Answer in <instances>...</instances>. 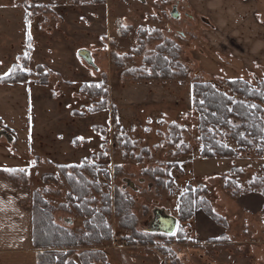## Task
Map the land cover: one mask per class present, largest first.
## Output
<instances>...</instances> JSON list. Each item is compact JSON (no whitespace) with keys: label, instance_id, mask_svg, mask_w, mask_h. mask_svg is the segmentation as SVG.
Instances as JSON below:
<instances>
[{"label":"rangeland","instance_id":"1","mask_svg":"<svg viewBox=\"0 0 264 264\" xmlns=\"http://www.w3.org/2000/svg\"><path fill=\"white\" fill-rule=\"evenodd\" d=\"M175 5L172 0H23L28 24L37 26L38 33H34L38 45L48 37L52 51L46 62L49 65L35 66L33 34L28 33L24 51L11 69L32 47L26 70L36 75L38 67H43L44 74L19 83H0V122L19 136L30 107L25 85H46L62 94L55 97V104L60 108L65 103L70 106V110L64 108L71 124L69 139L79 133L85 135L89 144L96 135L99 148L80 162L98 152L107 154L101 162L103 167L97 169L99 191H92L88 200L93 208L102 211L103 198L112 197L107 221L113 238L99 247L108 263L225 264L234 259L235 252H242V264H264V156H259L255 148L242 151L237 157L201 155L193 85L211 80L229 93L231 89L224 78L212 76L219 69V57L202 32L204 22L191 16L182 3ZM27 9L32 10V18ZM166 43L172 44L171 49L176 48L186 77L146 79L144 74H153L149 59L154 61L159 46ZM83 48L90 51L92 64L78 56V50ZM167 58L173 60L170 54ZM90 84L102 86L104 96L95 98L85 93L83 87ZM102 100L103 107L98 105ZM84 122L88 123L85 130ZM93 123L96 134L90 130ZM225 141L235 147L232 140ZM82 143L80 139L78 144ZM55 166L35 169L33 189L48 190L45 197L55 209L56 221L82 234L85 218L69 202L70 187ZM146 170H163L167 175L147 174ZM83 174L93 181L88 172ZM201 185L206 186L207 192L199 198V207L190 220L180 219L179 197L189 186ZM117 188L133 199L137 231L153 236L151 241L129 245L123 240L130 233L118 226L113 198ZM209 207L219 221L207 214ZM164 214L177 220L173 233L154 227L157 217ZM228 233L240 240V245L228 242L224 235Z\"/></svg>","mask_w":264,"mask_h":264},{"label":"crops","instance_id":"2","mask_svg":"<svg viewBox=\"0 0 264 264\" xmlns=\"http://www.w3.org/2000/svg\"><path fill=\"white\" fill-rule=\"evenodd\" d=\"M172 1L175 6L182 3L190 10L191 16L199 17L204 22V29L201 30L219 57V69L213 72L212 76L255 81L264 79V0ZM29 32L33 34L36 52L32 57L34 65H49L46 62H49L52 51L50 40L46 37L44 41L40 40L41 44L38 45L35 38V33H38L37 26L35 23L28 24L23 0H0V79L6 76L5 73H9L18 56L23 53ZM25 87L30 107L29 113L25 114L27 122L19 128V136L10 126H5V122H0V166H3L0 168V264H38L39 250L34 247L32 241L35 169L49 165H56L55 167L60 169L62 166L78 163L100 146L96 135V138L91 137L93 142L89 144L85 135L79 133L69 139L71 124L65 116V109L70 110V106L65 103L62 104L63 108H60V105L54 102L62 94L56 93L46 85L26 84ZM2 89L0 86V95L3 96ZM71 113L73 114L72 111ZM21 115L24 119V115ZM68 115L70 114L67 111V117ZM9 122L7 120L6 123ZM94 123L90 125L93 134L96 126ZM87 124L84 122L83 130ZM79 138H83L82 146L78 144ZM8 167L25 169L27 182L21 178L9 177L2 171ZM54 176L58 177L56 174ZM160 216L155 223L158 230L164 226L161 221L158 223ZM224 235L228 242L234 241L235 245H240V240L231 234ZM242 258V252H235L234 259H228L225 264H242ZM160 264L164 262L161 261Z\"/></svg>","mask_w":264,"mask_h":264},{"label":"trees","instance_id":"3","mask_svg":"<svg viewBox=\"0 0 264 264\" xmlns=\"http://www.w3.org/2000/svg\"><path fill=\"white\" fill-rule=\"evenodd\" d=\"M103 1L74 0L76 3H100ZM31 11L27 9L29 17L32 16ZM171 47V43L159 46V54L156 59L154 61L149 59V63L153 65V74L152 76L144 74L146 79L186 77V71L175 53L176 48L171 49ZM31 48L20 57L14 70L10 75L2 78L0 83H19L44 74L43 67H38L36 75L26 70ZM167 54H170L173 60L169 61ZM224 81L231 89V93L221 89L211 80L196 81L193 85V108L198 114V127L201 132V155L207 158L237 157L242 151L255 148L259 156H264V79L254 82L244 78L225 79ZM83 90L95 98L104 96L102 86L97 84L85 85ZM104 103L102 100L98 105L103 107ZM119 132L121 133V131ZM226 139L232 140L235 147L227 144ZM104 152H98L89 159H83L79 165L60 167V171L70 187L67 198L77 213L85 218L82 234H76L72 229L56 221L55 209L45 197L48 190L33 192L32 241L34 247L39 250L38 264H110L105 257V252L99 247L113 238V229L107 221L112 212L110 208L112 197L105 196L103 198L104 208L102 211L93 208L88 200L92 191H99V184L96 182L97 169L103 167L102 160L107 159V154H103ZM19 169L9 168L2 171L13 179L21 178L27 182V171L24 169L21 172ZM70 170L72 172H69ZM83 172H88L93 177V181ZM145 173L167 175L163 170H146ZM110 174L108 172V176ZM44 178L54 179V176H45ZM205 192H207L206 186L201 185L196 188L189 186L188 190L179 197L177 212L180 219L185 221L192 218L193 212L199 207V198ZM113 198L118 226L130 233L123 240L127 241L129 245L151 241L153 236L142 235L137 231L136 217L132 212L134 201L131 196L117 188ZM202 204H206L205 200ZM207 207L205 206L206 209ZM207 214L215 221L220 220L211 208L207 210Z\"/></svg>","mask_w":264,"mask_h":264},{"label":"water","instance_id":"4","mask_svg":"<svg viewBox=\"0 0 264 264\" xmlns=\"http://www.w3.org/2000/svg\"><path fill=\"white\" fill-rule=\"evenodd\" d=\"M79 56L83 57L90 64L93 63V58H92L89 50L81 49L79 51ZM0 136H1V132H0ZM161 217H162V219H161ZM160 219H161L160 221L165 225V227H159V229L166 231V232H169V233H173L175 231L176 224H177V220L175 217H172V216L166 217L165 215H162V216H160ZM154 227H155V224H154Z\"/></svg>","mask_w":264,"mask_h":264},{"label":"snow or ice","instance_id":"5","mask_svg":"<svg viewBox=\"0 0 264 264\" xmlns=\"http://www.w3.org/2000/svg\"><path fill=\"white\" fill-rule=\"evenodd\" d=\"M12 71H13V69H10V70H9V73H11ZM9 73H5V75H8ZM80 139H83V138H80ZM33 163H35V162H33ZM19 171L23 172L24 169H19Z\"/></svg>","mask_w":264,"mask_h":264},{"label":"bare ground","instance_id":"6","mask_svg":"<svg viewBox=\"0 0 264 264\" xmlns=\"http://www.w3.org/2000/svg\"><path fill=\"white\" fill-rule=\"evenodd\" d=\"M165 216L167 217L168 215H165ZM161 219H162V217H161ZM163 227H165V225Z\"/></svg>","mask_w":264,"mask_h":264},{"label":"flooded vegetation","instance_id":"7","mask_svg":"<svg viewBox=\"0 0 264 264\" xmlns=\"http://www.w3.org/2000/svg\"><path fill=\"white\" fill-rule=\"evenodd\" d=\"M158 223H161V222H160V219H158Z\"/></svg>","mask_w":264,"mask_h":264}]
</instances>
